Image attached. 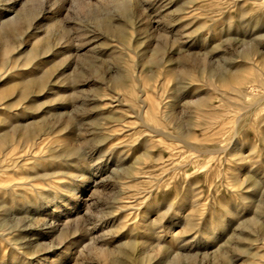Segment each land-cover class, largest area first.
I'll use <instances>...</instances> for the list:
<instances>
[{"label": "rangeland", "instance_id": "rangeland-1", "mask_svg": "<svg viewBox=\"0 0 264 264\" xmlns=\"http://www.w3.org/2000/svg\"><path fill=\"white\" fill-rule=\"evenodd\" d=\"M226 3L0 0L1 108L14 105L10 125L53 129L23 153L34 167L20 170L34 178L16 192L25 200L11 209L12 196L0 193L3 226L32 230L24 242L33 244L12 254L0 239V264H264V103L243 114L235 85L218 80L241 65L262 81L264 57L247 60L228 39L264 34V5ZM6 41L16 48L8 69ZM32 50L52 53L26 65ZM35 77L52 86L29 111L18 85ZM257 91L254 104L264 100ZM152 130L185 133L197 153ZM235 131V156H199L230 147ZM54 148L72 154L52 160Z\"/></svg>", "mask_w": 264, "mask_h": 264}, {"label": "bare ground", "instance_id": "bare-ground-1", "mask_svg": "<svg viewBox=\"0 0 264 264\" xmlns=\"http://www.w3.org/2000/svg\"><path fill=\"white\" fill-rule=\"evenodd\" d=\"M98 1V0H94ZM227 1V7L228 9L233 7H237L239 11L243 8V1H249L253 2L260 7L264 5V0H226ZM142 10L146 12V16L148 18H152L150 15V9H152L153 5H151L150 2H145L141 6ZM118 10L122 13L127 12V6L120 5L118 6ZM223 12V11H222ZM10 14V13H9ZM8 23L14 24V21L10 19L7 22H4L3 25ZM230 27V28H229ZM228 29L231 30V24H229ZM228 41L234 42L233 49L234 51L242 50L245 54L243 57L245 59L249 60L250 56H255L257 59H263L264 57V34L262 32L253 31L251 33H245L244 35H238L237 38L231 40L228 39ZM194 45H190L189 49L193 48ZM250 46L251 50L246 51L247 47ZM44 48H47V45H43ZM218 48H212V50H216ZM16 52V48H14L13 43L6 41L3 47V52L5 56L4 64L6 65V69H8L13 62V58L10 56L11 52ZM78 52V51H77ZM37 51L32 50L29 53V57L27 59L26 65H36L39 64L41 61L47 60L46 56L50 55L52 51L46 50L43 54L38 55ZM26 54V53H24ZM79 54V53H78ZM77 54V55H78ZM236 58H240L237 56ZM215 56L210 57V61L214 60ZM233 62L235 59H232ZM16 71L19 72H25L28 73L26 70L22 68L15 67ZM251 71V70H250ZM214 72V71H213ZM248 69L243 66H237L232 67L230 70L226 72L225 75H219L216 78L219 77L218 80L222 83H228L232 82V84L235 85L233 87V92L236 94L237 98L242 102V104H238V107L242 109L244 112L243 114H248L250 111H252L255 108H258L264 103V100L262 99L258 103L254 104L249 101V98L252 97V95H255L259 90L260 92L264 90V73L260 72V76L263 78L262 81L259 80L255 75L253 78L249 79L247 77ZM213 76V75H212ZM214 77V76H213ZM115 82V88L116 89H122L124 88L123 82L120 78H116L113 80ZM51 81L45 82L43 79H36V77L33 80H27L23 79L19 81L18 87L20 88V93L18 95V102L27 104V110L29 111H35L36 110V103L38 99L43 96L41 95L42 92L45 89L50 88L52 85ZM229 84V83H228ZM3 85L2 87H4ZM241 86H249L248 88H241ZM0 87V88H2ZM12 90V89H11ZM143 94V91H140ZM256 96V95H255ZM111 102L114 103V98ZM19 104V103H18ZM237 105V104H236ZM2 105H0V193L2 194H8L9 196H12V201L10 206L11 209H13V205L15 204V201L18 200H25V195L23 193L17 194L18 191H20L22 188H25L27 185H31L30 182L23 183L21 181L23 180H32L33 182L34 178L32 179L31 175L28 174H22L20 172L23 168H30L31 170H34L33 166H30L31 164H27L25 158H23V153L26 149V146H29L31 148H35L37 146V142L40 139L42 133H46V135L51 134L53 129H45L46 127H38L36 124L31 123L30 125H27L26 123H13L10 125L9 118L13 114L11 108L14 106L13 104H7L5 107L1 108ZM3 118V119H2ZM171 119L170 115H164L163 120L166 122H169ZM34 121V120H33ZM241 120H239L238 123H240ZM177 131H181L182 128L179 125H176ZM153 134H155L157 137H165L170 140H174L176 142H180L186 145L187 148L191 149L192 151L196 152L194 148H192L190 145L186 143L184 140L186 138V134H182L180 136H172L168 133H165L164 131H157L152 130ZM238 137V132L235 131L234 136L231 140L232 145L230 147L224 148V149H215V150H208L205 153H200L199 156L202 154L214 156L217 154H224L226 152H231L233 156H235L239 151L238 144L235 143V140ZM264 141V139H263ZM50 153L52 154V157L50 159L59 160V159H65L69 157L72 152L70 151H60L58 148H54L50 150ZM197 153V152H196ZM84 163V162H83ZM70 167V166H69ZM100 173V172H98ZM264 179V176H263ZM99 184L96 183L95 186H98ZM17 192V193H16ZM16 193V194H15ZM15 195V196H14ZM14 196V197H13ZM252 198V197H251ZM20 200V201H21ZM32 206H35L34 203H30ZM248 206H250V202L248 203ZM7 211L0 210V217H4V219H0V239L3 242H7L9 246L12 248V254H19L23 249H30V247H33V244H27L24 241L27 242L29 237L31 236L32 230H26L22 226L17 227H11V228H5L4 223L7 222L5 218H8L7 216H3L4 213ZM47 213V211L45 212ZM6 214V213H5ZM50 215V213H48ZM51 217V216H49ZM10 219V218H9ZM172 220L181 222L183 220L180 212L177 214ZM191 222V220H190ZM45 226H48L45 224ZM176 225L173 224L171 227H175ZM188 229L192 227V223L188 224ZM215 232L216 229H206L204 234H207L206 240L212 241L215 239ZM19 234L16 239L9 241V237L14 236V234ZM171 235L170 231L166 234V236ZM163 237V236H162ZM160 237V238H162ZM30 240V239H29ZM38 240H35V245L37 244ZM30 241H28L29 243ZM15 259V257H12Z\"/></svg>", "mask_w": 264, "mask_h": 264}]
</instances>
